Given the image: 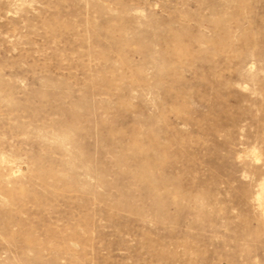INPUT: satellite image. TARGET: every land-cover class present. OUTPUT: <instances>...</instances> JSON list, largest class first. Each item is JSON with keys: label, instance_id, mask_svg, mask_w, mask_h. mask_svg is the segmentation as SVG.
I'll return each mask as SVG.
<instances>
[{"label": "rangeland", "instance_id": "obj_1", "mask_svg": "<svg viewBox=\"0 0 264 264\" xmlns=\"http://www.w3.org/2000/svg\"><path fill=\"white\" fill-rule=\"evenodd\" d=\"M0 264H264V0H0Z\"/></svg>", "mask_w": 264, "mask_h": 264}, {"label": "bare ground", "instance_id": "obj_2", "mask_svg": "<svg viewBox=\"0 0 264 264\" xmlns=\"http://www.w3.org/2000/svg\"><path fill=\"white\" fill-rule=\"evenodd\" d=\"M260 197V196H259Z\"/></svg>", "mask_w": 264, "mask_h": 264}]
</instances>
